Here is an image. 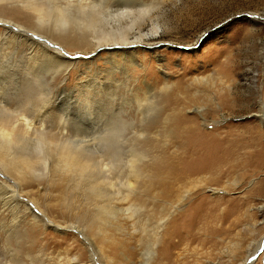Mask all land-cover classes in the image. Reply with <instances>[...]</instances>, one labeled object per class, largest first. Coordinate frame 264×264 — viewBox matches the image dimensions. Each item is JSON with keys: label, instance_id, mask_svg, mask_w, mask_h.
<instances>
[{"label": "rangeland", "instance_id": "rangeland-1", "mask_svg": "<svg viewBox=\"0 0 264 264\" xmlns=\"http://www.w3.org/2000/svg\"><path fill=\"white\" fill-rule=\"evenodd\" d=\"M148 1L143 24L126 30L153 43L136 55L143 71L122 59L106 64V55L90 61L99 51L86 46L63 48L77 61L64 82L53 65L29 61L13 36L45 26L23 11L0 12V112L33 152L40 128L21 126V116L44 106L41 129L64 142L41 146V175L0 165V183L15 194L4 199L0 185V264H264V0ZM71 28L46 26L42 37L51 34L39 41L56 49L51 36L71 40ZM134 77L154 87L148 105ZM65 146L85 152L91 168L65 167L57 158ZM132 177L124 200L122 182ZM131 204L138 208L129 217Z\"/></svg>", "mask_w": 264, "mask_h": 264}, {"label": "bare ground", "instance_id": "bare-ground-1", "mask_svg": "<svg viewBox=\"0 0 264 264\" xmlns=\"http://www.w3.org/2000/svg\"><path fill=\"white\" fill-rule=\"evenodd\" d=\"M159 1L161 2L162 0H159ZM153 2L154 1H150L149 2L148 0H0V12L8 11V12H11V13H19V14H21L22 13L21 11H23L24 14H25V18L26 19L30 18L32 21H34L39 26H45V27L46 26H49V27L51 26L56 31H63L64 27H66V28H68L69 26L73 27V28H71V30L74 29L72 31L71 40L68 39L70 37H63V39L61 41L59 39V37L56 36L58 34H56L55 37L51 36L53 41L56 42L55 43V45L57 46L56 49L53 48V47L52 48L49 47L52 44L51 45L48 44L49 46H47L45 43L43 44V43H41V41H39L40 39L46 37L45 34H51V33H48L49 31L48 32L46 31V33L44 34V37H42L43 33H41V32L44 31L45 27L41 28V29H43L42 31L37 29V27H35V26H34L35 29H29V30H23V29H21V27H19L18 29L14 28L15 29L14 31H17V32H14L13 30H9L11 32L13 31L14 33H16L17 36L16 37H15V35H13V36H14V38H16V40L21 42V44L24 46L26 52H28L27 55L30 56V57H28L29 61L35 62V65H38L37 68L38 67L40 68L41 65H44V66H47V67L50 68V65H53V67L57 68L58 72L56 71V69H54L56 71V73L60 74L59 75L60 81L64 82L67 79L68 75L71 73L70 72L71 70H69V68L71 67V69H72L74 64L77 62L76 60H70L69 59L68 52H66L64 50L65 48H69L71 50L72 49H78V50L82 51L85 48L84 46H86L89 49V51H91V52L94 51V50H96V52L99 51L94 57L92 55H87V57L90 58L89 59L90 61L92 59H94L95 57H97V56L106 55L107 58L104 59V60H106L105 61L106 64H111V65L113 64L114 65V63H117L118 61H120L122 59V60H125L126 62H128V64L130 66L136 65V66L140 67V69L143 71L145 68L143 67V65H141V63H139L137 61L136 55L141 54L140 52H141L142 49H143V51H145V47L151 46V45H153V43L148 42V40H146L144 38V37L147 38V35H138L137 34L138 36H135L133 34L134 35L133 38H130L129 36H130L131 33L128 35L126 30L127 29H129V30L134 29L135 26L139 28L140 24L143 22L142 21L140 24L138 23L140 21L139 20L140 17L143 15V13L150 11V8L152 7ZM155 3H157V2H155ZM8 12H5V13H8ZM1 16H3V15L1 14ZM151 16H148V17L150 18ZM147 18H145V21H146ZM2 22H4L5 25H7V27H9V25H11V24L8 23L9 21L7 23L5 21H2ZM137 23L139 24V26L137 25ZM11 27H12V25H11ZM16 27H18V26H16ZM4 28L5 29H9V28H6V26ZM71 30L69 29V30H67V32L70 31V34H71ZM51 31H52V33H54L53 30H51ZM74 31H75V33H73ZM133 32H135V31H133ZM3 33L5 35V33H7V32H3ZM63 33H65V32H63ZM153 33H155V32H153ZM140 34H141V32H140ZM0 35H2V34H0ZM152 36H153V34H152ZM1 39L2 38H0V40ZM6 41H7V39H6ZM46 41H48V40H46ZM50 41H48V43ZM133 45H135V46L132 49H128L129 46L132 47ZM17 46H19V44ZM114 46H116V47L119 46L120 48L117 47V48H112L111 49V47H114ZM147 49H150V48H147ZM74 51H76L78 53L77 50H74ZM150 52L152 54H154V51L150 50ZM82 56H84V55H82ZM26 61H27V59H26ZM123 62L124 61H122V63ZM15 67H17V66H15ZM27 68H29V67H27ZM35 69H36V66H35ZM67 71L69 73H67ZM7 72H6V74H7ZM34 73H36V72H34ZM54 75H55V73H54ZM57 75H55V76H57ZM3 77H5V76H3ZM39 79H40V77H39ZM31 80H33V79H31ZM138 80H140L141 85H144L142 90L140 88H137L138 90H140V91H142L144 93V97L141 100H139V102L140 103L141 102H145L146 104L145 103L144 104L148 105L147 102L149 101L150 98L151 99L153 98L152 96H154L153 95L154 93H152L154 87L146 79L144 80L142 77H141V79L139 77H137V78L134 77V81L135 82H137ZM7 81H8V79H7ZM22 81H23V79H22ZM106 81H108V80H106ZM2 82H4V80ZM2 82H0V84ZM26 82H28V81L26 80ZM27 85H28V83H27ZM123 88H124V86H123ZM163 88L166 89V85L165 84H164ZM96 89H98V88H96ZM1 90H3V89L1 88ZM33 91H35V90L33 89ZM33 91L31 90L32 93H33ZM128 92L130 94V91H128ZM97 93H95V94H97ZM39 94H40V92H39ZM28 95H31V94H28ZM34 97H36V96H34ZM45 97H46V95H45ZM31 100H33V99H31ZM40 100H41V98H40ZM37 101H39V100H37ZM41 102H43V101H41ZM26 103L29 104L28 102H26ZM26 106H28V105H26ZM33 106L35 107V105H33ZM33 106H31V108ZM49 106H48V108H49ZM43 107H41L39 110L38 109H36V110L31 109L30 111L28 110V112L24 111L25 114H22V116H21L22 117V122H23V125H21V126H24V127H27V128L29 126L30 129L32 128V130L33 129H34V131L36 130L35 132H37L38 128H40L39 130L41 132L38 131L37 134H33L35 136V138L32 140L33 144L32 143L29 144V145L32 144V147L28 146V147L32 148L33 152L30 149L29 150L31 152H29V150H25L24 149V147L26 148V145H28V144H23L24 141H26V138H27L26 137L25 140L23 139L24 138V133L23 134L19 133V134H21L23 136V138L18 136V135H17L18 138L15 137L13 135V129H9L8 123L10 122V119L4 118L5 116H2V111L0 112V115H1V118H0V165H3V166H1L2 168L5 166L8 170H14V172H18L19 174H23V175L38 171L40 173V175H41L42 172L47 167L46 166L47 164L45 165V162H44L45 158H43L44 155H42L41 146H43L45 144L46 145H51V144H55V143H58V142H60L61 145L64 143V142H61L62 140L61 141L59 139H58L59 141L55 140L58 137L54 138L53 134H49L48 135V133H50V132L46 133L45 131H47V130H44V129L42 130L41 129L43 127V125L46 124V123L44 124V120H42V116H45V114H46L45 113L46 110L44 111ZM147 107L148 106H146V109H147ZM151 107L153 109L152 105L150 106V108ZM51 109H53V108H51ZM2 110L6 111V112L9 111L5 107H3ZM31 112H33V114L30 115L29 113H31ZM147 115H149V114H147ZM144 118H146V117H144ZM262 119L264 121V115L262 116ZM34 126L36 128H34ZM116 126H117V124H116ZM104 128H106V126H104ZM116 128H119V125ZM113 129H115V127ZM18 131H19V129H18ZM43 131L46 134L43 133ZM111 132H113V131H111ZM114 132H115V130H114ZM121 132L118 130V133H114V134H117V136L119 137V136L122 135ZM133 133H135V132H133ZM17 134H18V132H17ZM50 135H52L53 137L52 136H51V138L48 137ZM132 135L136 136V134H132ZM147 135H148V133H146V135H145V133L144 134H139L137 136V138L139 137V138H142V140H147L148 139ZM61 136H63V135L61 134ZM19 137L22 138V139L19 140L20 139ZM65 137L64 138L67 141V139H69L67 134H66ZM118 137H115V138H118ZM134 138H136V137H134ZM30 139H31V137H30ZM30 139L28 138L27 140L31 141ZM65 139H63V140H65ZM122 141H124V140H122ZM82 143H84V142H82ZM87 143H89V141ZM82 148H84V147H82ZM58 151H60V152H59V155L57 156V158H58V160H62V162H64L63 164L65 165V167L70 168L72 166L71 167L72 169L73 168L77 169V170H79V172H84L82 170H85L88 167H90L89 163L91 162V160L89 159L88 156L83 155V154H85V152L83 153L82 150H77L75 148H70L69 146H65V147H61ZM79 152H82V153L80 154ZM132 155L134 156V152H133ZM117 157H116V159H117ZM108 159H107V161L109 163L110 161ZM118 159H119V157H118ZM115 161L114 162L112 161V163H114V165H115ZM131 161L133 162V159H131ZM91 164H92V162H91ZM106 165H108V164H106ZM109 167H111V166L109 165ZM135 167H136L135 165L134 166L131 165V164L129 165V168L131 170L130 173L131 172L134 173V171L136 170ZM106 170L111 172L109 169H106ZM105 172H107V171H105ZM137 176H138V174L134 175V177H137ZM102 177H103L104 180H107L106 181L107 183H110L111 182L110 180L113 179V178L105 176V175H102L101 178ZM114 178H116V177H114ZM132 179H133V182L128 181V180H126V182H122V185L125 188L124 197H123L124 200L127 199L128 197H130L129 195H131L133 193V190L135 189L134 186L137 184V182L134 180L133 177H132ZM99 180H101V179L98 178L97 180H95L96 182H94V186L97 187ZM104 180L103 181L101 180V181L104 182ZM0 185H1V188L3 189V192L5 191L4 194H3V192L2 193L0 192V193L3 194V196H6L5 198L4 197H2V198L7 199L8 197H7L6 194H9V193L11 195H8V196H14L15 195L14 192L12 190H10L11 186L10 187L9 186H5V184H3V183H0ZM113 185L114 184L111 185V188H112ZM9 200H11V199H9ZM106 208H108V207H103V209H105V210H106ZM137 208H136V205H132V204L130 206H128L127 211H129V213H128L129 217H131V211H133V210L136 211ZM164 219H162L163 220L162 221L163 222L162 225L157 226V228L155 230L154 238L156 240H161V231L163 229V224H165L164 223V221H165ZM40 220H42V219H40ZM103 220L104 219H100V221H102V222H103ZM104 222H105V220H104ZM263 240H264V238H263ZM154 245H156V244L154 243ZM252 254L250 255V257L252 256ZM254 260L255 259H253L251 262H253ZM91 261H92V258H91Z\"/></svg>", "mask_w": 264, "mask_h": 264}, {"label": "water", "instance_id": "water-1", "mask_svg": "<svg viewBox=\"0 0 264 264\" xmlns=\"http://www.w3.org/2000/svg\"><path fill=\"white\" fill-rule=\"evenodd\" d=\"M259 251H260V248L254 254H252V256L246 262L250 263L255 258V256L257 255Z\"/></svg>", "mask_w": 264, "mask_h": 264}]
</instances>
